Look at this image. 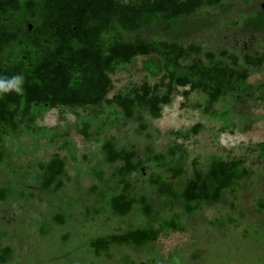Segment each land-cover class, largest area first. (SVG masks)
Returning <instances> with one entry per match:
<instances>
[{"label": "trees", "instance_id": "obj_1", "mask_svg": "<svg viewBox=\"0 0 264 264\" xmlns=\"http://www.w3.org/2000/svg\"><path fill=\"white\" fill-rule=\"evenodd\" d=\"M231 1L0 0V79L23 77V94H0V140L7 131L19 129L21 123L31 128L38 106L78 113L79 109L107 103L119 106L126 117H132L139 108L160 117L163 106L171 102L179 87L185 88V96L192 91L204 93L208 109L227 100L223 108L211 111L231 127L233 107L250 92L248 78L254 70L264 68V48L240 53L200 41L203 33L223 32L217 30L219 24L213 15L229 12L226 8ZM247 5L248 14L240 20L231 19L227 26L236 35L254 39L264 35V7ZM138 55L149 56L144 67L154 75L161 73L160 81L154 85L145 81L129 92L108 97L112 74ZM196 127L193 132H197ZM175 133L183 134L180 130ZM179 148L178 153L169 150L148 158L165 173L152 174L154 193L133 195L135 177L142 175L147 164L137 158L134 149L118 147L113 138L103 143L106 162L115 164L122 179H131L121 191L104 182L98 211L119 217L136 210L139 219L125 230L113 228L91 239L92 252L110 255L112 247L120 246L148 249L161 235L186 230L188 216L220 203L226 192L236 196L255 175L243 158L214 154L206 168L195 167L186 178L188 155L182 151L183 146ZM256 151L257 159L264 163V140L256 145ZM6 157L0 144V165ZM117 161L123 163L118 166ZM41 168L43 187L48 191L59 187L65 174L64 158L57 155ZM93 172L98 178L105 175L100 168L95 167ZM0 193L14 194L10 188H2ZM254 206L264 212V193ZM57 215L62 217L60 223L67 221L64 214ZM259 222L252 225L258 233L264 219ZM12 254V247L0 241V262H8ZM127 257H122L119 264L135 263ZM157 257L144 264H154ZM165 263L190 264L177 254Z\"/></svg>", "mask_w": 264, "mask_h": 264}, {"label": "rangeland", "instance_id": "obj_2", "mask_svg": "<svg viewBox=\"0 0 264 264\" xmlns=\"http://www.w3.org/2000/svg\"><path fill=\"white\" fill-rule=\"evenodd\" d=\"M229 4V12L213 15L219 24L217 30L223 32L203 33L200 41L240 53L262 50L264 35L243 38L228 30L227 24L248 14L247 4L264 7V0H232ZM148 57L138 55L112 74L108 97L129 92L145 81L151 85L159 82L161 73L154 75L144 67ZM248 82L250 92L233 107L231 127L211 111L223 108L227 100L208 109L204 93L192 91L185 96L184 87L173 92L160 117L151 116L143 108L126 117L119 106L107 103L79 109L78 113L38 106L31 128L21 123L19 129L7 131L0 140L7 152L0 165V191L10 188L14 192L0 193V241L13 249L9 261L0 264H119L124 256L135 260L134 264H144L155 255L161 258L157 257L154 264H166L176 254L190 264H264V224L260 233L252 226L264 219V212L254 206L264 193V163L259 162L256 151V145L264 140V68L254 70ZM196 125L197 132H193ZM177 130L183 134L177 135ZM109 138L115 139L118 147L134 149L137 158L147 164L142 175L135 177L133 195L154 193L152 174L165 173L148 158L169 150L178 153L179 146L188 155L186 178L195 167L206 168L214 154L243 158L255 175L236 196L226 192L220 203L188 216L186 230L163 234L148 249L112 247L110 255L99 256L90 249L91 239L113 228L125 230L139 219L136 210L119 217L98 211L104 182L121 191L131 179H122L115 164L106 162L103 143ZM57 155L65 160V174L59 187L48 191L42 185L41 164ZM122 163L116 162L118 166ZM95 167L105 172L104 177L94 174ZM58 213L67 217L65 223L59 222L62 217Z\"/></svg>", "mask_w": 264, "mask_h": 264}, {"label": "clouds", "instance_id": "obj_3", "mask_svg": "<svg viewBox=\"0 0 264 264\" xmlns=\"http://www.w3.org/2000/svg\"><path fill=\"white\" fill-rule=\"evenodd\" d=\"M23 77L14 76L10 79H0V94L10 93L15 91L17 94H23Z\"/></svg>", "mask_w": 264, "mask_h": 264}]
</instances>
